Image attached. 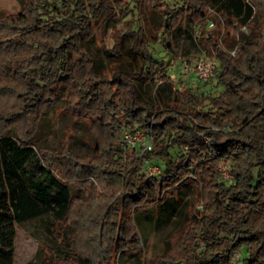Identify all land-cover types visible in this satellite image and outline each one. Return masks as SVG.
<instances>
[{
    "label": "trees",
    "instance_id": "1",
    "mask_svg": "<svg viewBox=\"0 0 264 264\" xmlns=\"http://www.w3.org/2000/svg\"><path fill=\"white\" fill-rule=\"evenodd\" d=\"M143 5L159 17L148 34L138 21ZM128 10L129 44L116 30L111 51L120 56L123 50L132 71L109 64L96 72L92 45L103 43L108 21ZM213 13L225 38L235 39L236 55L209 33L205 20ZM184 24L217 59L214 76L201 86L176 85L168 74L179 60L175 32ZM262 30L264 0H21L17 11L1 9L0 264H14L17 225L39 219L48 223L50 261L36 257L26 264H53L54 257L109 264L113 244L118 256L133 250L140 261L136 213L167 212L168 204L176 211L180 184L197 196L162 251L151 254L152 264H264ZM153 43L162 47L157 55ZM136 84L149 100L141 99ZM57 96L87 123L94 137L90 153L42 147L27 126ZM125 129L152 137L142 158L119 145ZM146 161L160 172L146 176ZM221 162L231 179H221ZM91 179L102 193L95 190L98 200L77 209L79 235L94 244L86 252L54 227L72 210L70 187L86 190Z\"/></svg>",
    "mask_w": 264,
    "mask_h": 264
},
{
    "label": "rangeland",
    "instance_id": "2",
    "mask_svg": "<svg viewBox=\"0 0 264 264\" xmlns=\"http://www.w3.org/2000/svg\"><path fill=\"white\" fill-rule=\"evenodd\" d=\"M166 1L168 3H173L176 0ZM20 6L21 0H0V10L6 9L14 12L17 11ZM131 17V11L128 10L124 15L114 20H109L106 25L103 43L92 45V57L94 59L93 68L96 72H100L102 69L107 68L109 64H117L116 67L122 70L132 71L134 63L131 58L125 56L123 50H119L120 56H115V53L111 51L115 43L113 34L116 30L119 36L123 37V35H125L123 37L125 45L129 44L127 39L128 35H126V23ZM138 19L139 23L144 27L145 34H148V31L159 22L157 12L148 5H143L139 9ZM214 21L215 25H211V22ZM218 22L221 23L219 16L213 13L207 17L205 25L211 35L219 37L218 39L221 41L222 47L226 50L234 44L235 39L231 34L225 38L226 35L224 34L222 23L218 26ZM189 31L188 25L184 24L175 32L176 38L174 45L177 48L178 57L197 58L202 54H207L203 49H200L195 39L190 38ZM151 47L154 49L155 55L158 54L159 50H162L159 44L153 43ZM114 60L116 62H113ZM173 63L172 67L168 69V74L176 85L180 83L182 86H201V84H203L193 78L186 79L180 60ZM213 83L212 80L208 84L212 87ZM151 84L154 86L155 82L153 81ZM136 91L142 100H149L148 95L143 92L138 84H136ZM66 100L67 99L62 96L53 98L51 104H48V107H46L39 116L34 117V115H32L30 119L26 121L27 126L33 127L36 140L42 147L54 149L65 147L73 154H88L91 151L94 139L93 134L85 121L76 120L65 109L66 106H68ZM221 179L224 180L223 178ZM97 186L100 187L99 182L95 179H91L88 189L86 190L71 186L70 192L73 200L72 210L66 221L58 223L57 226L54 227L55 231L65 232L68 238L72 237V239H76V243H78L79 247L86 252H92L94 244L92 241L90 242V240H86V238L82 237V234L79 235L80 217L77 213V209L81 205L88 204L92 198L98 200V198L94 196ZM177 189L179 191L178 197L181 198L182 202L179 204L176 211H172L171 206L168 204L165 206L167 212H159L157 208L152 207L147 210L145 215L144 211L136 213L135 223L141 239L138 254L141 260L138 261L137 255H131V252H134L133 250L118 256L116 251L117 248L113 244L109 249V264H152L151 254L162 251L166 240L172 235L181 222L185 208L187 207V209H190L193 199L197 196V191L186 184L178 185ZM97 191L102 193L101 189ZM46 225H48V223H45L43 219L30 220L17 225L14 241V264H26L31 260H35L36 257L40 259L44 258L45 260L49 259L50 261V255L45 246V241L48 236ZM238 255L239 252L236 253L235 259H237ZM51 260L53 264H75L72 260L65 261L58 257H54Z\"/></svg>",
    "mask_w": 264,
    "mask_h": 264
},
{
    "label": "built area",
    "instance_id": "3",
    "mask_svg": "<svg viewBox=\"0 0 264 264\" xmlns=\"http://www.w3.org/2000/svg\"><path fill=\"white\" fill-rule=\"evenodd\" d=\"M214 25V22H211ZM244 32H248V28L244 26L242 28ZM264 35V30L261 31ZM231 55H236L237 44L235 43L230 48L226 49ZM180 62L182 63L183 73L186 75V79L193 78L199 82H204L212 78L215 74V68L217 65V59L213 55L202 54L197 58L180 57ZM187 85L183 86L186 87ZM228 128V125H225ZM152 143V137L146 132L135 129H125L122 133V138L119 141L121 147L133 148L138 151V156L143 157V151L150 147ZM161 168L159 165L151 162H145L144 172L146 176H151L158 174ZM220 177L224 180H229L232 174L229 172L228 164L221 162L219 163Z\"/></svg>",
    "mask_w": 264,
    "mask_h": 264
}]
</instances>
